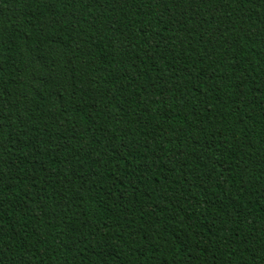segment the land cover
Returning a JSON list of instances; mask_svg holds the SVG:
<instances>
[{"label": "trees", "instance_id": "obj_1", "mask_svg": "<svg viewBox=\"0 0 264 264\" xmlns=\"http://www.w3.org/2000/svg\"><path fill=\"white\" fill-rule=\"evenodd\" d=\"M0 264H264V0H0Z\"/></svg>", "mask_w": 264, "mask_h": 264}]
</instances>
